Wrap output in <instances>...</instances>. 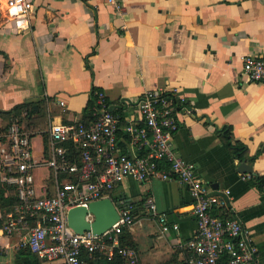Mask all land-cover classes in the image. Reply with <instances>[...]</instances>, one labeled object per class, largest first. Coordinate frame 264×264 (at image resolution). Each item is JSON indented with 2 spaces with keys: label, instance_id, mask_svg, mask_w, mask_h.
I'll return each mask as SVG.
<instances>
[{
  "label": "crops",
  "instance_id": "obj_1",
  "mask_svg": "<svg viewBox=\"0 0 264 264\" xmlns=\"http://www.w3.org/2000/svg\"><path fill=\"white\" fill-rule=\"evenodd\" d=\"M118 1L120 7L107 0H27V13L15 17L0 0V110L31 102L23 125H30L34 157L42 163L35 170L38 192L45 187L53 194L57 187L45 164L52 124L84 121L93 93L102 90L118 106L119 150L144 154L148 147L134 146L125 125L139 119L144 91L164 89L181 108L176 152L226 195L229 206L218 213L248 227L256 260L264 264V190L258 184L264 176V84L243 69L246 54L264 59V0ZM224 126L246 145L251 172L238 169L243 159L218 134ZM111 193L136 216L129 230L139 264H189L185 243L197 220L188 185L177 177L126 178ZM150 197L179 229L163 231L145 206ZM7 218L0 209V264H62L21 246L26 229L7 233Z\"/></svg>",
  "mask_w": 264,
  "mask_h": 264
},
{
  "label": "built area",
  "instance_id": "obj_2",
  "mask_svg": "<svg viewBox=\"0 0 264 264\" xmlns=\"http://www.w3.org/2000/svg\"><path fill=\"white\" fill-rule=\"evenodd\" d=\"M107 2L118 7L121 4L118 0ZM6 6L15 17L28 11L27 0H6ZM243 63L245 75L264 84V59L246 54ZM95 94L92 121L56 123L49 128L50 156L45 164L57 179L53 194H48L45 187L38 192L35 170L42 163L34 157L32 132L17 121L4 127L0 118V182L13 185L19 198L8 213L5 231L11 234L25 228L21 246L30 247L47 261L85 264L86 253L89 258L112 259L120 255L126 264H139L137 251L123 246L119 237L136 220L129 205L119 209V220L101 234L92 230L76 232L68 223V210L112 197V190L126 178L148 181L153 177H177L189 187L197 220V230L185 243L191 252L189 264H261L256 260L258 249L248 227L235 217L215 213L228 208L226 195L213 190L198 174L196 164L176 152L173 137L179 128L181 110L176 97L164 89L144 91L137 100L140 117L126 124L125 130L134 146L148 147V151L129 155L119 150L118 106L107 99L104 91L96 90ZM69 142L79 149V162L69 159ZM164 160L167 167L159 164ZM60 174H66V179L58 180ZM145 206L163 231L179 229L166 212H160L153 197L145 200Z\"/></svg>",
  "mask_w": 264,
  "mask_h": 264
},
{
  "label": "trees",
  "instance_id": "obj_3",
  "mask_svg": "<svg viewBox=\"0 0 264 264\" xmlns=\"http://www.w3.org/2000/svg\"><path fill=\"white\" fill-rule=\"evenodd\" d=\"M108 99V98H107ZM97 96L93 93V97L89 101L85 112V119H83L85 123L92 121L95 118L94 114V105L96 103ZM109 100V99H108ZM110 101V100H109ZM33 110L31 106V102L24 101L15 105L13 108L9 110H0V118L3 121L4 127L9 125L10 123L17 121L23 124L27 121V115L31 113ZM25 112V114H23ZM27 129L30 126L29 124L24 125ZM218 134L222 138L223 142L225 143L226 147L228 148L229 152L237 158L245 159L246 156V145L240 141H234L231 133V129L229 126H224L218 129ZM68 147V157L69 159L75 160L77 162L80 161L79 156V149L72 143L69 142L66 144ZM50 148V143L48 140L45 141V155L48 156ZM161 167H167L165 160L159 162ZM59 176L64 177L66 174H60ZM259 187L264 190V176H260L258 178ZM113 198H116L114 194L112 195ZM145 201V199H144ZM19 202L18 195L16 193L15 187L13 185H9L4 182H0V209L3 215H7L10 211L14 209V207ZM130 206V204H127ZM218 213V211H215ZM223 215V214H222ZM34 220H32L33 222ZM129 227H125L122 233L119 235L121 244L123 246L128 247H137V242L134 240L133 235L131 234ZM25 248L31 249L28 246H23ZM86 262L88 264H126L123 257L120 255L114 256L112 259H108L107 257H97V258H89L88 255L85 253L83 255Z\"/></svg>",
  "mask_w": 264,
  "mask_h": 264
},
{
  "label": "water",
  "instance_id": "obj_4",
  "mask_svg": "<svg viewBox=\"0 0 264 264\" xmlns=\"http://www.w3.org/2000/svg\"><path fill=\"white\" fill-rule=\"evenodd\" d=\"M242 172H251L252 167L242 160L239 168ZM124 205L107 196L93 200L88 205H77L68 210L67 220L69 225L78 233L92 230L101 234L112 227L120 218L119 209ZM89 214V215H88Z\"/></svg>",
  "mask_w": 264,
  "mask_h": 264
},
{
  "label": "rangeland",
  "instance_id": "obj_5",
  "mask_svg": "<svg viewBox=\"0 0 264 264\" xmlns=\"http://www.w3.org/2000/svg\"><path fill=\"white\" fill-rule=\"evenodd\" d=\"M34 140H35V138H34ZM36 141H37V138H36ZM40 144H41V140H40ZM144 240V239H143Z\"/></svg>",
  "mask_w": 264,
  "mask_h": 264
}]
</instances>
